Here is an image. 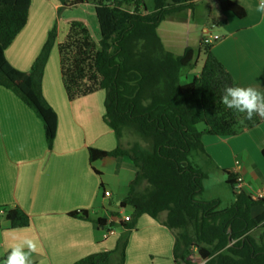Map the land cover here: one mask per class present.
<instances>
[{
    "label": "trees",
    "instance_id": "trees-1",
    "mask_svg": "<svg viewBox=\"0 0 264 264\" xmlns=\"http://www.w3.org/2000/svg\"><path fill=\"white\" fill-rule=\"evenodd\" d=\"M63 8L87 0H58ZM206 1L211 26H224L228 15L245 16L233 0H92L99 37L95 39L83 20L71 19L58 43L61 80L69 100L103 89L104 122L113 130L117 144L111 150L90 147L92 162L104 157H125L135 167L119 206L131 212L118 222L92 219L87 209L68 215L91 220L109 231L119 228L111 250L90 253L74 264H123L129 233L142 214L167 227L174 236V264H264V195L253 197L236 188L237 175L228 170L226 183L234 200L220 207L218 198L205 200L203 171L191 158L206 153L203 136H233L264 118L248 120L243 113L222 103L226 86L235 80L201 37L198 51L187 46L179 55L166 50L157 32L160 22L182 10H193ZM31 0H0V86L11 90L43 123L50 149L57 116L42 93L43 71L57 36L56 23L47 32L40 51L28 70L15 68L4 51L26 23ZM202 51L204 61L197 75L182 81ZM204 126L199 129L198 124ZM132 137L124 141V138ZM264 158V146L260 149ZM12 228L25 227L29 216L18 205L3 209ZM258 233H255V231ZM196 250L198 259L192 256Z\"/></svg>",
    "mask_w": 264,
    "mask_h": 264
},
{
    "label": "crops",
    "instance_id": "crops-1",
    "mask_svg": "<svg viewBox=\"0 0 264 264\" xmlns=\"http://www.w3.org/2000/svg\"><path fill=\"white\" fill-rule=\"evenodd\" d=\"M233 1L244 8L245 16L228 15L227 24L219 31L222 37L211 45V51L231 73L235 85L252 86L264 93V12L257 11L260 0ZM60 5L58 0H31L25 25L4 51L15 68H30ZM59 20L57 43L68 28L67 23L61 32ZM204 58L201 50L196 53V63L182 81L198 74ZM57 59L55 62L48 57L42 78L43 96L57 116L50 149L41 119L11 90L0 86V264H4L9 245L23 236L38 241L37 252L31 257L33 264H74L90 253L111 250L121 233L119 228L107 231L68 212L87 209L92 219L118 222L132 210L129 207V213L122 214L123 208L107 206L113 195L108 186L125 187L117 192V205L125 196V183L135 172L132 163L125 157L88 159L90 147L111 150L117 144L113 130L102 117L105 91L69 100L56 72L58 67L60 71L59 55ZM202 142L210 157L199 155L205 165L240 176L242 188L253 197L264 195V162L258 158L264 146V120L233 136H203ZM108 169L111 174H107ZM10 204L27 213V226H10L3 211ZM263 210L264 203L251 212L256 215ZM99 211L103 214L98 215ZM173 242L167 227L142 214L129 233L123 264H172Z\"/></svg>",
    "mask_w": 264,
    "mask_h": 264
},
{
    "label": "rangeland",
    "instance_id": "rangeland-1",
    "mask_svg": "<svg viewBox=\"0 0 264 264\" xmlns=\"http://www.w3.org/2000/svg\"><path fill=\"white\" fill-rule=\"evenodd\" d=\"M147 8L150 10L153 7V0H144ZM198 5V3H197ZM196 5V6H197ZM191 10L186 11L182 10L181 13H173L168 17H165L159 24L157 28V32L159 37L165 47L166 50L170 51L174 55H179L182 53L184 47L186 45L193 46L196 50L199 48V41L201 36V31L203 30L204 34L211 33V34H218L222 37L219 31H221L222 26H211L210 19L208 18V8L206 5V1H201L199 5ZM207 8V12H206ZM59 17V26L61 25V32L66 30L67 23L71 19H80L83 20L86 25L89 27L90 32L93 37H99V29L96 21V17L94 14V4L92 0H87L85 3H81L80 5L66 7L63 8L60 13L56 11V18L54 20V24L56 23L57 27V36L55 43L49 53V59L52 61L53 58L55 62L58 61V48H57V39H58V32L59 27L57 24V18ZM53 24V25H54ZM52 25V26H53ZM66 26V27H65ZM51 29V28H50ZM215 43V42H214ZM57 74L60 76L59 67L57 69ZM62 83V80H61ZM204 126L203 123L198 124V128L201 129ZM133 139L132 137L124 138L126 140ZM221 142V141H219ZM191 158L193 161L197 163V165L205 172H207V178L203 181V192L198 196L199 198L209 200L218 198L220 200V207H226L233 201V194L230 190V187L226 183L227 172L224 170L222 172L221 169L216 168L215 166H208L203 163V160L200 156L192 154ZM258 158H263L260 154ZM238 162H240V158H237ZM264 162V158L262 159ZM112 171L110 169L107 170V174H111ZM134 175V174H133ZM132 175V177H133ZM131 177V178H132ZM130 178V179H131ZM124 179V176H122ZM130 181V180H129ZM128 181V182H129ZM125 186L127 188V183ZM110 191H112L113 195L110 200H108L107 206L108 209L111 207L114 209H119L120 206L117 205L118 201L116 199L117 192H121L125 189L124 186L119 184V187L110 185L108 186ZM110 206V208H109ZM130 211L129 207H123L122 214H128ZM103 214V212L99 211L98 215ZM120 216V215H119ZM157 221V220H156ZM158 222V221H157ZM159 223V222H158ZM168 229V228H167ZM259 230L255 231L258 233ZM171 232V231H170ZM174 237V236H173ZM192 256L197 260L196 250L192 249ZM153 259V258H150ZM157 258L154 257V260ZM164 260L165 258H160ZM174 264V263H172Z\"/></svg>",
    "mask_w": 264,
    "mask_h": 264
},
{
    "label": "clouds",
    "instance_id": "clouds-1",
    "mask_svg": "<svg viewBox=\"0 0 264 264\" xmlns=\"http://www.w3.org/2000/svg\"><path fill=\"white\" fill-rule=\"evenodd\" d=\"M257 11L264 12V0H260ZM222 103L245 118L254 116L264 118V93L252 86H226L222 94ZM260 197V196H259ZM38 241L31 236L18 238L8 247L4 264H33L32 254L37 252Z\"/></svg>",
    "mask_w": 264,
    "mask_h": 264
},
{
    "label": "built area",
    "instance_id": "built-area-1",
    "mask_svg": "<svg viewBox=\"0 0 264 264\" xmlns=\"http://www.w3.org/2000/svg\"><path fill=\"white\" fill-rule=\"evenodd\" d=\"M221 38L220 35L218 34H211V33H207V34H202L201 35V39L203 41V43H207V44H213L214 42L218 41ZM243 180L240 176H237L236 179V188H242L243 184H242ZM259 197V196H257ZM204 261L203 260H198L195 264H203Z\"/></svg>",
    "mask_w": 264,
    "mask_h": 264
}]
</instances>
